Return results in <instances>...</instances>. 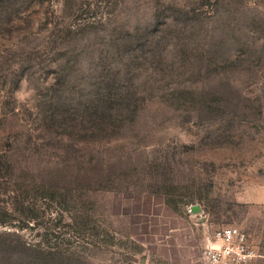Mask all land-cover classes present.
I'll return each mask as SVG.
<instances>
[{
  "label": "rangeland",
  "instance_id": "374dc122",
  "mask_svg": "<svg viewBox=\"0 0 264 264\" xmlns=\"http://www.w3.org/2000/svg\"><path fill=\"white\" fill-rule=\"evenodd\" d=\"M225 226L264 264V0H0V264H204Z\"/></svg>",
  "mask_w": 264,
  "mask_h": 264
},
{
  "label": "built area",
  "instance_id": "2783aa9c",
  "mask_svg": "<svg viewBox=\"0 0 264 264\" xmlns=\"http://www.w3.org/2000/svg\"><path fill=\"white\" fill-rule=\"evenodd\" d=\"M203 250L204 264H257L258 252L236 226L217 230Z\"/></svg>",
  "mask_w": 264,
  "mask_h": 264
},
{
  "label": "water",
  "instance_id": "95a60500",
  "mask_svg": "<svg viewBox=\"0 0 264 264\" xmlns=\"http://www.w3.org/2000/svg\"><path fill=\"white\" fill-rule=\"evenodd\" d=\"M195 210H196V211H198V210H199V208H198V207H196V208H195Z\"/></svg>",
  "mask_w": 264,
  "mask_h": 264
}]
</instances>
